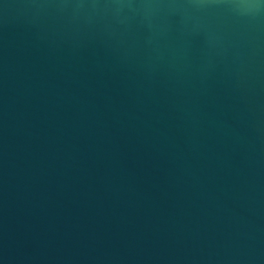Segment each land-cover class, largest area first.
I'll return each mask as SVG.
<instances>
[{
    "label": "water",
    "instance_id": "1",
    "mask_svg": "<svg viewBox=\"0 0 264 264\" xmlns=\"http://www.w3.org/2000/svg\"><path fill=\"white\" fill-rule=\"evenodd\" d=\"M0 264H264V0H0Z\"/></svg>",
    "mask_w": 264,
    "mask_h": 264
}]
</instances>
